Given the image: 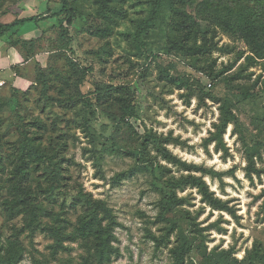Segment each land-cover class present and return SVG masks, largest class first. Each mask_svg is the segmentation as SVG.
Returning <instances> with one entry per match:
<instances>
[{"label":"rangeland","instance_id":"obj_1","mask_svg":"<svg viewBox=\"0 0 264 264\" xmlns=\"http://www.w3.org/2000/svg\"><path fill=\"white\" fill-rule=\"evenodd\" d=\"M174 5L189 12L180 3ZM60 7L61 0H0V23L56 13ZM69 7L75 17L71 26L63 27L73 40L72 52L56 48L61 17L40 22L19 37L15 28L0 39L4 155L12 154L18 137L17 114L26 122L34 117L46 122L42 145L55 143L49 153L56 154L66 190L83 189L105 208L99 218H104L102 227L111 229L113 248L106 264H176L181 240L186 243L183 264H264V59L247 61L246 44L213 26L206 33L207 44L213 47L209 52L180 48L182 42L191 46L194 39L196 45L202 40L198 25L190 35L176 27L183 12L163 9L152 27L141 31V21L151 15V0H69ZM95 27L102 30L99 36L90 35ZM16 40L34 44L33 59L22 61L23 55L11 46ZM239 53L243 55L237 59ZM18 65L15 74L12 68ZM228 66L230 70L214 77ZM39 74L47 77L46 93L52 98L46 112L41 111ZM106 85L117 87L118 93L126 89L138 117L120 118L115 105H100L95 90ZM67 96L84 98L92 108L69 109ZM225 102L235 120L221 140L214 139L220 104ZM53 114L61 117L55 130L48 119ZM27 129L33 131L31 124ZM167 137L180 144L164 143ZM162 148L204 169L203 174H192L202 176L209 192L226 208L210 206L195 187L175 184L169 189L167 179L188 172L165 161ZM247 149L255 153L250 166ZM10 167L5 160L0 198L6 197L12 183ZM31 178L41 181L39 174ZM171 193L173 211L164 213L162 205ZM70 200L39 197L54 211L64 205L60 216L64 222L41 218L42 226L61 227L67 234L57 252L50 232L22 229L21 218L10 219L1 206L0 244L6 245L15 228L22 229L16 238L22 248L18 264H99L88 250L92 243L75 239L83 209H73Z\"/></svg>","mask_w":264,"mask_h":264},{"label":"trees","instance_id":"obj_2","mask_svg":"<svg viewBox=\"0 0 264 264\" xmlns=\"http://www.w3.org/2000/svg\"><path fill=\"white\" fill-rule=\"evenodd\" d=\"M180 3L181 6L187 7L189 12L187 15L185 11L179 9L174 4ZM151 15L149 19L141 21L140 29L144 28L147 30L152 27L153 22L157 18L158 14L163 9H168L175 13H181L185 17L177 21L175 24L179 30H185L186 34H191V29L194 25H198L197 32L199 30L201 36V43L196 45V39H194L191 46L185 45L183 42L180 44V48L186 49L189 52H200L210 51L213 47L207 44L206 33L209 31V27H218L226 35L233 39L244 42L247 46L250 55L245 59L247 61L254 62L255 60L264 59V0H151ZM190 13L192 15H190ZM61 17L63 25H59L58 38L56 40L57 50L64 51V53L72 52L73 40L71 37H67L65 26H71L73 18L75 17L73 10L69 7V0H61L60 10L56 13L40 14L28 18H21L10 21L8 23H0V39L10 31L16 30V34L19 37L26 31L35 30L37 24L45 20L52 18ZM64 26V27H63ZM139 31V32H141ZM176 32L178 30L175 29ZM196 32V34H197ZM102 30L95 27L94 31L90 32L92 36H99ZM197 36V35H195ZM30 45L29 48L27 46ZM11 46L18 50L22 56V61L27 62L29 59H33V43H28L21 40H16L11 43ZM179 46H171L172 50H177ZM23 49V53L21 50ZM26 55H25V52ZM72 54V53H71ZM243 53H239L237 59L242 57ZM235 62V61H234ZM68 63L72 64L71 61ZM26 64V63H25ZM21 66H14L12 69L15 74L18 73ZM232 66L225 67L214 77L218 78L226 71L230 70ZM62 80L64 76L61 77ZM37 83L42 85L41 98L43 105L41 111L46 112L47 108L51 106L52 98L49 97L46 91L49 89V83L47 77L39 74L36 78ZM210 83V82H209ZM67 87L69 82L65 80L64 83ZM211 84V83H210ZM182 86H188L185 83ZM117 89V87H111L109 85L97 87L95 90L96 99L101 101L100 105H115L117 114L120 118L125 117H138V109L135 104H132V97L127 96L126 89ZM207 96V94L205 95ZM65 106L69 109H74L76 106L80 110L91 109L92 106L88 103V100L84 98L72 99L66 97ZM45 101V103H44ZM63 102V99H61ZM18 103V102H17ZM50 104V105H49ZM19 106V104H17ZM20 107V106H19ZM105 116H109L111 112L108 109L102 110ZM51 111H48V113ZM220 124L217 127V134L213 135L214 139L221 140L222 135L229 123L235 120L234 115L229 102L220 104ZM18 116V122L14 126L18 132V137L15 141L12 154L4 155L3 143L0 138V171L4 172L3 164L6 163L11 165V173L8 175L12 177V183L6 187V197L0 198V206L6 212L10 219L20 217L22 220V229L30 230L35 232L41 230L44 232H50L56 238V245L53 247L54 252L58 251L61 242L64 240V236L67 235L59 228H47L42 226V219H51L55 223L64 222L60 217L63 213V202L60 205V211H54L53 207H48L39 202V197L42 195L44 201L48 199H56L59 196L65 198H71V206L75 209L77 206L82 207L83 213L77 222L76 228L74 229V235L76 240H80L85 243H92L89 247V251L93 253V258L99 264H106L110 261V254L113 248L111 247L112 235L110 234V227H102L101 222L104 218H99L101 212L105 211L103 204L97 200H93L91 196L86 193L83 189L70 188L66 190L63 184V171L59 166V162L55 159V153H49V148L55 145V143H49L48 147L42 145V136L47 131L46 122L39 117L29 118V122H26V118L23 115ZM114 117V115H111ZM114 119L113 117H111ZM57 114H53L48 117L51 122L53 130L56 129ZM68 121V120H67ZM69 122V121H68ZM31 124L32 130L27 129V125ZM67 128V124L65 125ZM62 133L57 140L62 141ZM164 143H171L179 145L180 141L176 138L167 137L164 139ZM56 146H59L56 143ZM250 154L247 159L249 166L253 163L252 158L255 155L253 149H247ZM162 158L175 166L181 167L184 171L188 172L186 176L174 179H167L169 189L174 188V185L192 186L195 187L198 193L202 196V199L207 202L210 206L217 209L226 208L218 199L214 198L212 193L209 192L208 186L203 181L202 176H195L192 172L205 173L204 169L197 167L193 164H187L180 161L173 156L167 149L162 148L160 150ZM8 160V161H7ZM33 174H39L41 181H34L31 177ZM36 184L33 187V184ZM171 193L166 203H163V212H172L173 206L171 204L172 197ZM22 229H14L11 239L6 240V245L0 244V264H18V260L21 257V250L16 238ZM47 229V230H45ZM13 238V239H12ZM183 241V242H182ZM181 240V243L175 252L176 264H183V255L186 251V243ZM88 246V245H85ZM41 264V263H40Z\"/></svg>","mask_w":264,"mask_h":264},{"label":"built area","instance_id":"obj_3","mask_svg":"<svg viewBox=\"0 0 264 264\" xmlns=\"http://www.w3.org/2000/svg\"><path fill=\"white\" fill-rule=\"evenodd\" d=\"M210 86H211V84H210V83H208V84H207V87H210Z\"/></svg>","mask_w":264,"mask_h":264}]
</instances>
